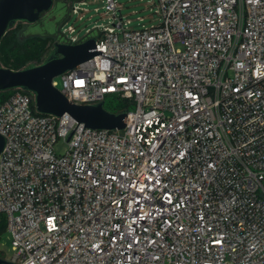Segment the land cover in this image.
I'll list each match as a JSON object with an SVG mask.
<instances>
[{"label":"built area","instance_id":"1","mask_svg":"<svg viewBox=\"0 0 264 264\" xmlns=\"http://www.w3.org/2000/svg\"><path fill=\"white\" fill-rule=\"evenodd\" d=\"M103 8L96 49L118 61L97 53L52 85L126 101L123 128L40 113L20 87L0 100L6 260L264 264V0H157L159 23L140 29L117 0Z\"/></svg>","mask_w":264,"mask_h":264},{"label":"water","instance_id":"2","mask_svg":"<svg viewBox=\"0 0 264 264\" xmlns=\"http://www.w3.org/2000/svg\"><path fill=\"white\" fill-rule=\"evenodd\" d=\"M52 2L53 0H0V41L13 21L34 22L40 13L50 8ZM53 44L56 55L48 57L38 65L21 69L0 66V91L20 87L34 94L35 108L40 113L57 116L66 113L78 123L92 128H123L126 121L125 112H110L104 107L103 102L75 103L52 85L55 76L97 53L104 54L101 49H96L94 37H86L73 43L55 41ZM3 144L4 137L0 134V152ZM0 264L14 263L0 257Z\"/></svg>","mask_w":264,"mask_h":264},{"label":"rangeland","instance_id":"3","mask_svg":"<svg viewBox=\"0 0 264 264\" xmlns=\"http://www.w3.org/2000/svg\"><path fill=\"white\" fill-rule=\"evenodd\" d=\"M79 0H73L78 3ZM119 8L117 15H122L124 21L129 20L127 28L140 29L144 27L155 26L160 21V15L156 12L157 0H117ZM71 0H53L52 5L46 11L40 13L38 19L34 22L26 20H16L9 27L15 29V37L18 40H24L31 36H50L52 45L49 51L54 48L55 41H64L62 35L63 28L67 25H72L75 29L73 35L77 39L86 37H95L98 30H102L104 26L110 24L112 15L104 13L103 0H85L82 6L87 8V12H82V17L79 18L77 14L71 12ZM98 7L99 11L94 8ZM70 37L69 33H64ZM49 53V52H48ZM10 92H12L10 90ZM5 96V93L0 94V100ZM128 105L126 101L119 100L115 97L107 95L104 106H117L124 108ZM64 143H56V152L64 148ZM1 216H4L1 214ZM5 218V217H4ZM12 255L11 240L5 226L0 227V256L5 259H10Z\"/></svg>","mask_w":264,"mask_h":264},{"label":"trees","instance_id":"4","mask_svg":"<svg viewBox=\"0 0 264 264\" xmlns=\"http://www.w3.org/2000/svg\"><path fill=\"white\" fill-rule=\"evenodd\" d=\"M52 41L50 36H31L20 41L15 37V29L9 28L0 41V66L21 69L38 65L48 57L56 55L54 48L49 51ZM10 90L0 91V94L5 93L3 97L6 98L11 93ZM104 107L113 113L122 110L117 106ZM1 226H5L4 216H0Z\"/></svg>","mask_w":264,"mask_h":264}]
</instances>
